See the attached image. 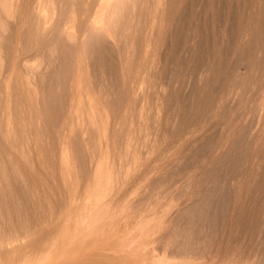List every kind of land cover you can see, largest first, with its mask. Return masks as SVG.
<instances>
[{
  "label": "bare ground",
  "instance_id": "obj_1",
  "mask_svg": "<svg viewBox=\"0 0 264 264\" xmlns=\"http://www.w3.org/2000/svg\"><path fill=\"white\" fill-rule=\"evenodd\" d=\"M168 1L0 0V264H55L57 260L52 254L55 250L47 247L51 246L49 242L55 246L60 239L74 240L79 235L109 239L120 228L127 230L131 221L135 222V232L139 235L151 233L160 248L171 253L207 250L215 260L219 256L229 260L233 254L230 239L245 240L244 232L237 228L244 218V214L239 215V208L246 205L247 213L251 212L255 209L251 203L255 204L264 192V170L262 173L256 170L258 148L264 143V124H260L258 133L251 137V143L248 141L252 150L246 147L251 152L250 171L234 184L223 175L231 165L235 172L241 170L243 151L240 148L250 137L252 127L229 124L219 134L209 161L220 152H224L223 156L207 173L201 185L204 191L201 190L196 206L191 207L185 200L182 203L184 233H178L177 225L163 232L169 227L165 226L168 220L153 222L155 211L148 204V198L146 195L137 198L140 195L136 184L139 170L148 167L154 170L153 174L155 171L162 173L153 179L152 192H169L175 186L170 178L188 160L181 162L180 159L168 165L170 160L183 157L184 151L170 152L163 161L158 138L146 142L144 156L138 142V128L133 124L135 106H141V111L146 109L148 94L154 99V96L175 93L182 87L183 77L177 69L181 51L185 48L197 50L194 39V44L188 45L187 35L180 42L169 36L181 17L186 20L193 17V12L183 15L180 11L181 4L190 0ZM191 1L193 7L195 0ZM260 3L253 13L259 18ZM87 9L92 12L87 13ZM81 13L86 16L81 18ZM241 25L235 36L237 49L240 44L249 43V36L256 31L250 21L246 27ZM252 42L254 44L255 40ZM35 48L40 51L34 53ZM29 51L30 54L25 55ZM5 57L10 58L9 67H12V74L6 79L2 78L6 75L3 74ZM171 57L179 63L175 70L170 66ZM20 62L26 67L25 75L19 69ZM61 75L68 78L69 98L66 105L56 100V106L52 96L62 89ZM38 94L42 95L41 102ZM116 95L121 98L125 117L132 123L129 124L132 127L124 130L123 137L114 115ZM219 99L214 100L215 105ZM158 107L160 109V105ZM39 108L46 113L49 138L56 133L54 145L51 141L45 144L41 137L37 122ZM58 116L65 122L55 131L53 122ZM75 128L82 137L81 148L72 138ZM187 132L186 128L180 131L179 139ZM227 185L231 195L226 190ZM224 218H227V225L220 229ZM122 240H119L121 250H126ZM254 241L253 237L248 241L244 260L253 254ZM106 247L109 249L110 245Z\"/></svg>",
  "mask_w": 264,
  "mask_h": 264
},
{
  "label": "rangeland",
  "instance_id": "obj_2",
  "mask_svg": "<svg viewBox=\"0 0 264 264\" xmlns=\"http://www.w3.org/2000/svg\"><path fill=\"white\" fill-rule=\"evenodd\" d=\"M166 2L169 1L166 0ZM257 2H261V19L258 17V15L255 16V14H253L254 10L257 9ZM192 3L193 1L190 0L189 2L187 1V3L181 4L180 11H182V14L184 12H193V17L191 19L189 17V20L182 19L181 17V19L179 20L180 23H177L176 27H174L175 30H172L169 35L171 39L179 42L183 39L184 36L187 35V40L189 41L188 45L194 44V40L197 44V50L193 48H185L181 51L182 56L180 65L176 61V58H170V66L173 70H175L174 68L179 65L177 69L181 77H183L182 87L177 88L178 90L176 89L175 93L167 92L161 96H154L155 100L150 94H148V104L146 103L145 106L146 109L141 111V106L136 105L135 116L133 118V124H136L135 126L138 128V132L140 135L138 142L142 147L141 151L144 152V156L146 155L145 152L147 150L146 142H148L149 140L153 141L155 140L154 138H158L162 147L160 149V158H163V161L167 159L166 154L170 152H175L180 149L184 151L183 157L180 156L174 160H170L169 162H167L168 165H170L172 162H179L180 159H182L181 162H184L188 159L186 163H183L182 168H180L179 171L176 172V175H173L170 178L171 182H175V186H173L174 188L172 187L169 192H165L164 190H162L163 192H152V182L158 177H160L162 173H156L155 171V174H153L154 170H150L151 168L144 167L139 170L136 180V184L138 185L137 187L140 192L139 193L137 190V193L140 194L137 196V198L140 199L141 197L142 199L143 196L146 195L145 197L149 200L148 204H150L151 208L155 211V218L153 219V222H166L168 220L166 222L167 224L165 223V226L168 225L169 227L164 228L163 232H166L170 230L173 226L177 225L179 234H181V232L184 233L183 231L185 230V211L184 206L182 205L183 201H187V203H189L191 207L196 206L198 197L201 194V190L203 189L204 191V186L201 185H203L207 173L211 170V168H213L217 164L216 162H218L224 154V152H220L219 155L215 157L211 162L209 161L210 153L214 149L216 140H218L220 136L219 134H221L223 129L226 128L229 124L237 123L242 125L244 124V127H252L250 129L251 131L249 130L250 137L247 139V142L244 143L243 146L240 148L243 151V166L241 170L235 172L231 165L227 168V172L225 173V175H223V178L225 180H227L228 182L233 180L232 183L234 184L237 182L238 179H244V177L250 171L249 166L252 162L250 151L252 150V147L249 144L252 140L251 137H254L258 133V130L260 129V124H264V0H255V6L254 0H195L193 7L191 6ZM89 12H92V9L88 10L87 13ZM82 14L83 13H81V18H84L86 14L85 16L84 14ZM254 18L257 19V21L253 25L255 21ZM247 21H250V24L252 23L253 27L255 26L256 31L252 33V36H249V43H244V46L240 44L239 46L241 47L238 46L239 49H237L235 46V36L237 35L241 24L243 25H241V27H246ZM253 34L255 35L253 36ZM25 37L27 36L25 35ZM252 40H255L254 44ZM249 44L251 47H249ZM34 50V53H38V50L40 51V49L36 48ZM27 54H30V51L28 53L26 52L25 55ZM6 57H8V55ZM5 59L3 60V62L6 61V63H4L3 74L6 73V75L4 74L2 76V78L5 76L4 79H6L12 74V67H9L11 66V61H9L10 58H7L6 60ZM34 61L35 60H32V62ZM20 66L24 68L22 69V67ZM19 67L20 71L25 75L26 67L22 65L21 62L19 64ZM65 78L66 76L61 75L60 79L62 80H60V83L62 89L60 88L57 91V94L55 92V97L52 96V102L54 105L57 103V101L58 104L61 103L62 105H66L68 101L69 95L68 90L66 88L68 78H66L67 81ZM166 79L167 82L170 80L169 77H167ZM55 81L56 77L54 76L53 81L51 82L54 83ZM62 81L64 82L62 83ZM39 94L38 98L42 96ZM40 98L42 99V97ZM40 98L39 101L41 100ZM116 98L119 99L117 100ZM217 98L221 99L216 102V106L214 100ZM113 100H115L114 115L117 121L116 124H118V131L121 130L120 133L122 134L120 135L123 137L125 135V131L128 128L132 127L131 125H129L132 123L129 121V119L125 117L126 114L125 111L122 109V101L120 96H114ZM40 102L39 107H41ZM157 105H160V109ZM41 111L42 110L40 109L39 113ZM44 113L45 111L41 112L37 120L39 131L40 134L42 133L41 137L43 138L45 144L46 142L48 144V142L51 141L54 145L56 141V133H53L51 139L49 138L50 129L48 128L49 124L45 120L46 113ZM64 122L65 119H62L60 116H58L57 119L53 122L54 130L58 131V129H60L61 124H64ZM40 125L42 126L40 127ZM43 126L45 127V130L43 129ZM185 128L188 132L186 136L180 140L179 133ZM188 128L190 129V131ZM76 130H78V128H75L74 132L72 133V138L74 142H77L76 144L79 145V147L81 148L82 137L79 133V130ZM43 134H46L44 135L45 137L42 136ZM159 135L161 136L159 137ZM201 135L202 137L200 139L194 141L197 137H200ZM248 141L250 143H248ZM187 145H190V147L187 148ZM248 146L250 151L249 149L247 150ZM258 151V156L256 157V170L257 172L262 173V171L264 170V143L259 146ZM259 161L261 162L258 163ZM195 166L198 167L195 168ZM179 179L181 182L179 181ZM235 185L232 186L233 190L235 189ZM145 189L147 190V192ZM226 190H228V185ZM228 194L231 195L230 188L228 190ZM242 201H244V199H242ZM251 204L250 205L254 206L255 209L253 208L252 211L249 213H247L248 206L242 205L240 207L241 210L239 208V215L244 214V218H242L243 225L240 224L239 226L241 227H236L239 231L244 232L245 235L243 236H245V240L243 238L242 240L237 242L233 238L230 239V243L232 244L233 242V245L229 243L233 249V254H230L229 260H226L228 259V257L223 259L224 257L222 256H219L215 260L211 257L212 254L207 250L203 251V253H171L170 250L166 248H160L159 243L154 240L151 233L139 235V233L135 232L134 221L128 223L127 230L124 231L123 228H120L118 231L115 232L117 235L114 233L112 238L109 239H98L96 237L97 235H93L95 236L94 238L92 235H88L85 238L80 237L79 235L77 236L79 240L76 238H74V240H72L71 238L66 239L67 241L65 239H60L58 243H54L57 250L54 249L55 246L51 242H49V245L51 246L47 247H53V250H55L52 251L53 257L57 260L55 261V264H59L58 262H60V264H197L199 262L204 264H223V262L224 264H264V192H261L260 198L256 201L255 204ZM226 210H228V208ZM172 214H174V216ZM225 219L227 218H224L223 221L220 223V229L224 228V226L227 225V221H225ZM253 221L255 226L253 225ZM257 221H259V224L257 223ZM169 223H171V225H169ZM201 228L203 230L204 226H202ZM253 229H255L254 232ZM122 234L124 235V239L121 237ZM117 237L120 238L117 239ZM251 237L255 239L253 245V254H251L248 258H246V260H244V249L249 245L248 241H250ZM119 240H122L124 244L123 247L126 248V250H121L122 243L119 242ZM234 242L236 243V245ZM61 243H64V245ZM108 245H110L109 249H107L106 247ZM56 251L59 252V254ZM54 253L57 254L55 255ZM233 255H235L236 257H233ZM201 258L203 259V261L201 260ZM64 260L66 262H64ZM70 260L72 261V263ZM219 261H221V263Z\"/></svg>",
  "mask_w": 264,
  "mask_h": 264
}]
</instances>
